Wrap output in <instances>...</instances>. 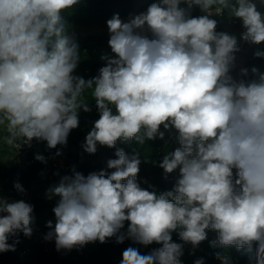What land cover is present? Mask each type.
Listing matches in <instances>:
<instances>
[{"label": "clouds", "instance_id": "obj_1", "mask_svg": "<svg viewBox=\"0 0 264 264\" xmlns=\"http://www.w3.org/2000/svg\"><path fill=\"white\" fill-rule=\"evenodd\" d=\"M78 3L0 0L2 138L9 145L33 139L53 149L66 144L79 126V111L91 110L83 93L93 89L100 118L84 151L114 148L121 139H164L161 126L174 127L180 147L159 167L178 169L179 177L157 196L137 183L138 156L118 149V158L107 162L110 174L73 170L49 190L59 201L48 238L58 250L111 237L156 243L162 246L147 255L127 248L121 264H181L183 245L172 233L195 247L212 230L218 233L213 246L251 251L255 244V264H264V72L253 68L255 79H235L230 73L238 40L217 32L210 18L228 9L243 23L244 42L264 44V13L255 0H158L127 20L114 14L107 25L116 58L105 57V66L87 81L73 75L79 45L62 16ZM194 6L206 14L192 17ZM256 55L264 58V52ZM15 187L24 192L19 183ZM33 211L23 200L0 199V252L15 250L10 236L32 235Z\"/></svg>", "mask_w": 264, "mask_h": 264}, {"label": "trees", "instance_id": "obj_2", "mask_svg": "<svg viewBox=\"0 0 264 264\" xmlns=\"http://www.w3.org/2000/svg\"><path fill=\"white\" fill-rule=\"evenodd\" d=\"M155 2H158V0H151L150 2L148 0L146 2L140 0H79V3L72 9L64 11L62 16L68 27V32L74 36L79 45L80 60L73 75L82 77L85 81L90 80L98 75L100 68L105 66V57L116 58L108 43L110 34L107 25V21L114 14H119L122 19L127 20L129 15L146 11L149 5ZM255 3L258 10L264 13V3L261 0H255ZM180 6L187 8V5L183 3ZM203 14L204 12L201 11L199 6H194L190 11L192 17H199ZM230 17L229 10L225 9L224 19L214 18L217 21L216 31L229 34V28H231L234 29V36L241 39L243 33L241 26L243 23L238 19V26L229 27ZM257 52H264V44H256L244 56L242 70L247 69L248 75L242 76V70H240L238 80L250 81L255 79L256 77L252 73L253 68L264 72V58L258 57ZM92 92L93 89L84 91L83 99L91 110L85 112L81 109L79 111V126L70 132L66 144L57 145L53 149L48 147L46 141L33 139L30 142V153L26 158L23 155L24 151L16 148L13 144L14 151L18 154V158L14 161H17V163L19 159L23 162L25 159L34 161V165L23 172L22 177L27 188L33 193V200L28 202L22 197L19 198L33 206V220L37 221L33 233H35L37 239L35 242L28 244L25 242L27 236L23 233L10 236L8 243L14 245L15 250L0 252V264H121L123 252L129 247L138 249L141 255H147L162 246L156 243L144 246L134 243L131 239H125L123 243H118L116 237H111L104 243L96 241L84 246L74 247L71 250H58L54 237L48 238L47 236L51 231L47 227V223L56 219L53 209L56 207L59 197L39 196L38 192L32 190V184L42 176L44 178L51 177L52 182H59L62 177L71 175L73 172L64 174L47 168L48 164L53 165L59 161H65L67 165L80 166L79 173L85 176L102 170L110 174L114 170L108 169L107 162L110 159L118 158L115 153L119 149L123 150L130 158L137 155L140 159L137 183L140 184L141 188L154 192L159 196L172 190L177 180L171 173H165L164 169L159 167L164 158L166 143L175 140L172 134L176 131L174 127L166 130L163 125L161 126L160 130L165 134L164 139L157 136L154 140L146 139L143 144L135 138L127 141L121 139L117 141L114 148L98 145L95 154L84 151L83 145L86 142V137L92 130L95 121L100 118ZM1 154L2 148H0V199L18 197V191L13 189L11 181L17 173L22 172V169H19L18 166L20 165L17 167L12 166L13 161L11 162V160L5 165L2 164L5 157L2 158ZM37 155L43 156L44 161L37 160ZM233 172L235 176V170ZM44 185H46V182ZM128 223H125L122 232L127 231ZM36 227H40V229L37 230ZM206 231L207 239L202 241V250L192 247L190 243L178 240L177 232L172 233L173 241L183 245V255L180 257L181 264H195L197 260H203L204 264H222V260L216 259L215 252L221 257H226L228 264H255L257 247L255 244L251 251L247 247L238 249L235 246H213V242L217 241L218 233L212 230Z\"/></svg>", "mask_w": 264, "mask_h": 264}, {"label": "rangeland", "instance_id": "obj_3", "mask_svg": "<svg viewBox=\"0 0 264 264\" xmlns=\"http://www.w3.org/2000/svg\"><path fill=\"white\" fill-rule=\"evenodd\" d=\"M140 1L146 2L147 0H140ZM148 1L150 2L151 0H148ZM229 19L232 20V21H237L238 20V18H234L232 16ZM229 27H230V25H229ZM233 30L234 29L229 28V33H232V35L234 36ZM241 31L242 32L245 31L243 25L241 26ZM241 36H242V34H241ZM237 40H238V47H239L240 50L235 53V56H236L235 65H234L233 69L231 70L230 74L235 79L238 80V76H239L238 74H239L240 70H242V68H243V60H244L243 58L256 44H251V43L244 42L242 39H237ZM172 134L174 135V139L175 140H174V142L168 141L166 143V145L164 147V156L168 155L169 153L174 152L176 148L180 147L179 143L176 140V137L178 136V132L175 131ZM4 135H6V133H4L2 130H0V148H2L1 156H2V158H3V156L5 157V160L2 161V164L5 165L6 163H8V161L11 160V162L13 161L12 162V166L17 167L18 165H20L18 167H19V169H21L22 167L25 166V161L23 162L20 159H19L20 162L18 161V163H17V161H14V160H16V158H18V154L14 151L13 145H9V144H7L4 141V139L2 138ZM15 147H17V146H15ZM171 175H173V177L178 179V177H179L178 169L175 170L173 173H171ZM45 182H46V185H44ZM59 182H52V178L51 177L44 178V176H42L41 178H39V179H37V180H35L33 182L32 190L35 191V192H38L39 196L49 198V197H51V195L49 193V190L52 187L56 186ZM55 220L56 219H54L52 221L53 224H55ZM36 223H37V221L33 220V223H32L33 231H34V225ZM33 231H32V234L34 236L33 235H31L30 237L27 236V238H26L25 242L28 243V244H31V243L35 242L36 239H37V236L35 235V233H33Z\"/></svg>", "mask_w": 264, "mask_h": 264}, {"label": "built area", "instance_id": "obj_4", "mask_svg": "<svg viewBox=\"0 0 264 264\" xmlns=\"http://www.w3.org/2000/svg\"><path fill=\"white\" fill-rule=\"evenodd\" d=\"M205 14L206 13H204V15ZM224 17H225V9L218 15L214 13L210 18L224 19ZM236 24H237V21H230L229 22L230 26L236 25ZM15 146H17L18 149L24 151L23 155H24L25 158L30 153V150H31V143L30 142L18 141L17 143H15ZM32 165H34V161L33 160L25 159V166L21 168L22 172L17 173L12 178L11 185H12L13 189L15 191H18L16 189L15 185L17 183H19L22 186V188L24 189V192L21 193V192L18 191V197L17 196L16 197H9L7 199L9 202H14V201L21 200L19 197H22L25 201H28V202H31L33 200V193L27 188L26 184L22 180L23 172L27 171V169L30 168ZM47 168L56 170L58 172H62L64 174H69L73 170H75L77 172L80 171V166H75L74 167V166H71V165H67V163L65 161H59L58 163L53 164V165L48 164ZM39 229H40V227H37V230H39ZM178 240H180L179 236H178ZM190 245L192 247H194L191 243H190ZM201 247H202V242L198 246H195L194 248L202 250ZM214 255L216 256V259L221 260L220 258H218V256H219L218 253L215 252ZM219 257H221V256H219Z\"/></svg>", "mask_w": 264, "mask_h": 264}]
</instances>
